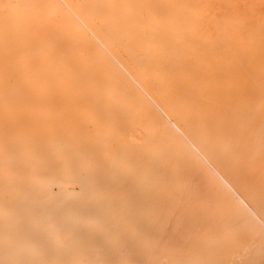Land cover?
Here are the masks:
<instances>
[{
	"label": "bare ground",
	"instance_id": "1",
	"mask_svg": "<svg viewBox=\"0 0 264 264\" xmlns=\"http://www.w3.org/2000/svg\"><path fill=\"white\" fill-rule=\"evenodd\" d=\"M71 1L105 42L124 59L137 78L125 69L67 2L59 0L132 80L148 102L139 96L127 104L124 97L132 95L130 88L116 82L113 67L101 64L103 57L99 53L90 61V67L83 70L78 85L77 80L65 78L60 67L66 63V55L72 51L70 47L64 48V55L61 56L48 54L53 44L64 38V31L48 32L40 27L46 36L41 42L31 40L26 35L17 36L11 52V62L15 67L10 75L14 80L23 76V66L34 60L35 72L32 75L40 85L53 88L63 84L66 87L68 83L80 93L79 96V93L70 95L64 92V103L73 108L70 110V119L74 123L72 127L66 123L47 127L43 140L46 142L43 144L37 143L35 133H22L16 144L20 145L19 153H22L23 161L35 156L32 164H40L46 151L51 148L50 140L63 138L64 132L70 136H80V128L88 120L94 123L93 128L88 130L92 139L101 134L106 140L112 139V148L98 145L101 151L85 139L86 152L92 158L89 168L92 175L82 181L79 194L68 198V195L62 196L79 219L83 216L90 219L87 224L92 229H103V219L118 217L119 222L111 223V226L123 232L114 234L103 231L108 249L97 246V253L103 262L108 259L110 248L118 254L138 252L143 258L142 264H150L155 256L154 247H143L151 245V237L155 238L153 244L162 241L165 222L171 214L177 213L175 209L180 203L183 204V215L180 213L177 227L182 226L181 230L187 232L185 218H188L193 226L201 228V243L196 245L198 251L221 253L220 257L225 258L232 250L239 253L236 245L243 238L256 241L264 250V221L234 188L264 216V20L253 17L251 23H247L245 15L225 12L223 20L209 22L203 11L204 5L199 0H185L176 4L172 0H150V5L143 0H134L138 8L147 10L152 7L161 15L144 32L132 26L134 22H140L136 16L113 11L108 0ZM251 14L254 16L253 12ZM224 21L230 26L241 27L245 33L236 32L230 42L223 36L226 29ZM48 62H52L54 68H49ZM2 77L0 82L5 80ZM94 85L103 88L95 90ZM22 88L18 92L29 96L30 89H25L24 85ZM1 92L0 89V95ZM56 96L41 94L39 99L51 103ZM149 102L214 172L239 204L209 175L201 176L195 186H191L192 176L198 175L200 164L189 152L178 149V137L171 128L164 127L149 111L150 108L147 109ZM84 104L88 111L85 114L77 109ZM138 116L151 122L157 129H148L145 141L138 146L103 128L105 124L119 131L129 129ZM171 116L181 124L189 137ZM31 130L39 132L41 128L37 125ZM73 141L72 144L77 145L76 138ZM78 143H81L79 139ZM3 146H6L5 142ZM101 152L110 153L111 156L115 154L119 163L105 162L104 175L99 176L102 164L100 160L99 163L94 160ZM8 158L11 155L8 154ZM46 165L54 164L48 162ZM32 167L34 174L26 178L23 177L25 171L19 165L11 168L10 175H13L0 186V213L5 214V208H13V201L9 202L6 194L26 192L31 181L40 176L41 167ZM81 168H85V162H81ZM70 176H74L73 172ZM68 178L64 175V181L60 183L65 186ZM50 180V184L55 182L54 178ZM42 186H48V182L43 181ZM117 189L125 192L117 195ZM43 191L33 187L29 194L33 193L32 196L38 198L46 194ZM10 218H14L12 212ZM152 222L158 224L154 226ZM23 231V223L20 227H7L0 231V264H69L62 253L64 242H61L65 237L61 234L53 236L61 243L59 256L38 257L41 252L30 247V256L26 254V257H22L21 244L23 240L24 244L29 243L27 237L22 235ZM136 231L137 234H133ZM136 236L144 242L139 249L131 248ZM81 253L83 251L77 247V254ZM229 259H233V256ZM136 260L129 258L128 262L141 264ZM183 261L178 259L177 264Z\"/></svg>",
	"mask_w": 264,
	"mask_h": 264
},
{
	"label": "rangeland",
	"instance_id": "2",
	"mask_svg": "<svg viewBox=\"0 0 264 264\" xmlns=\"http://www.w3.org/2000/svg\"><path fill=\"white\" fill-rule=\"evenodd\" d=\"M65 1L82 20H84L96 36L106 44L125 69L129 71L134 78H137L124 59L105 42L101 34L84 18L74 2L71 0ZM143 1H145V4H151L150 0ZM183 1L185 0H172L175 4ZM108 2L112 6L113 11L123 14L127 13L130 17L131 15L136 16L140 22H134L132 26L144 32L148 30L147 28L150 27L153 20L161 18V15L155 8L150 7L147 10L138 8L134 0H108ZM199 2L204 5L203 11L209 22L215 19L223 20L222 15L225 12L229 14L235 13L236 16L245 15L247 23H251L253 17L264 20V0H199ZM251 12L254 13V16ZM223 23L226 24L223 36H226L230 42L233 41L236 32L241 31L245 33L239 26H230L227 21ZM40 27L45 28L48 32L59 33L64 31V33H66L64 38L59 39L56 44H53L48 53L52 57L61 56L64 55V48L70 47L72 51L67 53V61L64 66L60 67L65 78L71 79V81L77 80L76 83L78 85L83 70L90 67V61L98 57L97 54L99 53V55L103 57H101V64L113 67L116 82L124 83L130 88L132 95L124 97L126 98V103L129 104L134 101L135 98H139V96H141L145 102L147 101L132 80L100 48L98 43L86 32V30L77 23L59 0H0V79H3L2 76L5 78L4 81L0 82V89L2 90L0 95V186L4 185L6 180L13 175H10V171L14 165H19L20 169L25 171L23 175L24 178L32 177V174H34L32 165L38 168L41 167L42 169L40 176H37L34 179L35 181H31L26 192L14 191L6 194L7 199H10L9 202L13 201V208L12 210L5 208L7 209L6 213H0V231L7 227H20V224L23 223L24 231L22 235L27 237L29 243L24 244L23 240L21 244L23 247L22 257H26V254L28 257L30 256V254H28L30 247H35L41 252L38 254V257L59 256L61 252L59 244L64 242L62 253L64 254V258H67L69 264H131L128 262L129 258H136L137 263L142 264L143 258L138 255V252L118 254L110 248L108 259L103 262L97 253V249H108V245L105 244L106 236L103 235V231L114 234L123 232V230H117L111 226V223L113 225L119 222L118 217H114L111 220L107 218L103 219V229L99 228L96 230L95 227L92 229V227L87 224L90 219H84V216L79 219L77 213L68 207L67 201L62 198L64 194L68 195L67 198L79 194L82 189V181L89 177V175H92L89 173V168L92 165V158H89L86 152L84 145L85 139L89 140L90 144H94L100 151L101 149L98 145L112 148L114 146L112 139L106 140L102 134L92 139V137L88 135V130L93 128L94 123L88 120L85 122V125L81 126L80 136L74 137L64 132L63 138L50 140L51 148L46 151L44 154V161H41L40 164H32V162L35 161V156L28 158L26 162H24L22 153H19L21 152L20 145L16 144V142L19 141L22 133L30 132L33 135L35 133L34 136L38 139L37 143L43 144L46 142L43 140L47 127H54L59 124L64 125V123L72 127L74 124L73 120L70 119V110L73 108L69 104L64 103V92L70 95L79 93L74 89L72 84L67 83L66 87L63 84L53 88L40 85L38 80L32 75L35 72L33 68L34 60L23 66L24 74L23 76L20 75L19 79L14 80L10 75V72L13 71L15 67L11 62L12 46L16 43L15 39H17V36L22 37L26 35L31 40L41 42L43 39H46V36L44 32L39 29ZM48 67L54 68L52 62H48ZM141 84L148 90L143 83ZM22 85L25 86V89H30L29 96H24L23 93L18 92L23 89ZM102 88L103 87L99 85H94L95 90H102ZM41 94H57V96L49 103L42 102L39 99ZM149 104L150 106L148 105L147 109L150 108L149 111L154 113L164 124L165 128H171L161 113L150 102ZM77 109H80L83 114L88 112L86 104L80 105ZM102 110L103 108H101V111ZM123 116H126V114H123ZM144 119L145 118L138 116L134 119L129 129L123 131L115 130L114 127L106 126L105 124L103 128L110 131V133L112 132L116 137L118 136L120 139L138 146L145 141V135L148 129L157 131L156 128L154 129L151 122L145 121ZM172 120L188 136L181 124L173 117ZM37 125L41 130L39 132L32 131L31 129L33 126ZM171 130L180 141L179 146H177L178 149L181 152H189L200 164L198 167V175L192 176L190 182L191 186L194 187L201 176L209 175L215 180L216 184L222 186L229 193L231 198L239 204L236 197L226 189L214 172L188 146L184 139L172 128ZM73 138H76L77 145L72 144L75 142ZM78 139L81 142L80 144L84 145V147L78 143ZM190 140L193 141L191 138ZM2 142H5L6 146H3ZM196 146L201 153L205 155L197 144ZM8 154L11 155V158H8ZM17 155L18 157L14 158ZM97 155L98 157H96L94 161L99 163L100 160L102 164L99 176L104 175L103 164L105 165V162L113 161L119 163V158H117L115 154L111 156L110 153L101 152V154L97 153ZM48 162L54 165L47 166L46 164ZM81 162H85V168H81ZM210 162L217 168L211 160ZM116 167L120 166L116 165ZM218 171L231 183L220 169H218ZM72 172L74 176H70ZM64 175L69 176L65 186L60 183L61 180L64 181ZM52 178L55 179V182L50 184V179ZM137 179L140 180V178ZM43 181L48 182V186H42ZM33 187H39V190H44L43 192L46 194L43 193L42 196L34 198V196H32L33 193L29 194ZM193 187H191V189ZM234 188L264 221V216L235 186ZM199 189H201L200 186ZM124 192L125 190L117 189V195H122ZM182 207V203L178 204L175 209L177 213L171 214V216L167 218L162 241L153 244L155 238L151 237V245L149 244L147 247H143L146 249L148 247H154L155 256L150 264H177L178 259H184V261L179 264H264V250L258 246L256 241L247 238L238 240L236 248L239 253H234L235 250H232L227 253L225 258L220 257L219 254L221 253L209 254L204 250L198 251L196 245L198 242L201 243V228L193 226L188 218H185L187 219L185 222L188 227L187 232L181 230L183 229L182 226H179V228L177 227L178 218L181 216L180 213L183 215ZM11 212L14 218H10ZM162 221L164 222L163 218ZM182 222L183 221H181V223ZM152 224L155 226L158 222H152ZM28 225L32 226L28 227ZM152 226L153 225L150 227ZM262 231L264 232V230ZM56 234L63 235L65 239L61 243L57 242L53 237ZM133 234H137V231ZM134 240L131 248L139 249L141 245H144V242L138 239L137 236ZM77 247H80L83 253L77 254ZM232 256L233 259H229V257L231 258ZM31 258L35 259L33 256ZM33 264H36V262Z\"/></svg>",
	"mask_w": 264,
	"mask_h": 264
}]
</instances>
